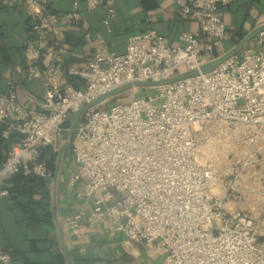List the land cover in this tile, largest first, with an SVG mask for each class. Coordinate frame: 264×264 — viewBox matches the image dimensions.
I'll return each mask as SVG.
<instances>
[{
  "label": "built area",
  "instance_id": "built-area-1",
  "mask_svg": "<svg viewBox=\"0 0 264 264\" xmlns=\"http://www.w3.org/2000/svg\"><path fill=\"white\" fill-rule=\"evenodd\" d=\"M18 1L39 33L38 45L26 47V75L42 82L45 97L32 111L14 87L0 92L2 136L18 135L0 166V198L10 195L8 177H51L42 149L56 148L70 114L80 113L70 182H81L78 196L91 201V210L67 218L74 234L107 222L124 234V247L144 242L161 264H264L259 226L248 212L226 210L230 197L214 192L195 137L208 122L264 128V29L240 55L205 70L224 56L229 34L220 8L236 0H174L179 14L199 25L179 34L178 43L148 26L129 36L125 52L102 45L83 65L64 68L61 43L51 37L58 23L79 27L82 3L110 9L118 0H71L62 14L49 10V0ZM113 16L110 10L106 27ZM126 88L134 97L124 103ZM10 260V250L0 248V263Z\"/></svg>",
  "mask_w": 264,
  "mask_h": 264
},
{
  "label": "crops",
  "instance_id": "crops-1",
  "mask_svg": "<svg viewBox=\"0 0 264 264\" xmlns=\"http://www.w3.org/2000/svg\"><path fill=\"white\" fill-rule=\"evenodd\" d=\"M71 9V0H49L51 12L62 14ZM80 10L79 27L61 21L51 34L61 43L64 68L83 65L102 45L123 53L129 36L148 26L157 29L170 44L178 43L179 34L199 28L197 21L179 14L174 0H118L110 9L96 10H88L82 3ZM110 10L114 16L106 27L103 20ZM220 12L229 34L223 41L224 55L246 38V42L254 41L264 28V0H236L230 6H222ZM34 24L18 0H0V92L14 87L19 101L37 111L45 97L44 87L40 80L26 75V47L39 43ZM243 47L234 55H240ZM212 66L205 65L208 69ZM63 75L66 76L65 70ZM79 119L80 113L70 114L58 146L42 150L49 160L50 178L24 182L11 176L5 180L10 195L0 198V248L10 250L9 264H161L162 257L152 256L144 242H135L132 250L124 247V234L111 232L107 222L97 226L84 224L80 237L69 228L68 217L91 210V201L78 196L81 182H70L75 169L70 147L59 159L60 150L71 139ZM4 150L0 134V160Z\"/></svg>",
  "mask_w": 264,
  "mask_h": 264
},
{
  "label": "rangeland",
  "instance_id": "rangeland-1",
  "mask_svg": "<svg viewBox=\"0 0 264 264\" xmlns=\"http://www.w3.org/2000/svg\"><path fill=\"white\" fill-rule=\"evenodd\" d=\"M121 96L124 103L134 97L127 88ZM195 137L197 160L213 171L214 192L230 197L226 210L248 212L264 240V128L208 122Z\"/></svg>",
  "mask_w": 264,
  "mask_h": 264
},
{
  "label": "water",
  "instance_id": "water-1",
  "mask_svg": "<svg viewBox=\"0 0 264 264\" xmlns=\"http://www.w3.org/2000/svg\"><path fill=\"white\" fill-rule=\"evenodd\" d=\"M264 29V28H263ZM248 38H246L245 40H243L238 46L237 48H235L233 51L229 52L228 54L222 56L221 58H219L218 60L215 61V63L213 64V66L210 68V70H212L215 66H217L220 62H222L224 59H226L227 57L229 56H232L234 55L236 52H238L245 44V42L247 41ZM191 73H188V74H184V75H179V76H176L175 78L173 79H179V78H183L187 75H190ZM100 100V98H96L95 100H93L92 102L84 105L81 110L83 109H86L88 108L89 106L93 105L94 103L98 102ZM75 138V130L72 129V136H71V139L61 148L60 150V153H59V159H61L63 153L65 150H67V148L70 147V145L72 144L73 140Z\"/></svg>",
  "mask_w": 264,
  "mask_h": 264
},
{
  "label": "trees",
  "instance_id": "trees-1",
  "mask_svg": "<svg viewBox=\"0 0 264 264\" xmlns=\"http://www.w3.org/2000/svg\"><path fill=\"white\" fill-rule=\"evenodd\" d=\"M0 134L2 135V126L0 125ZM2 139H3V146L5 147L6 146V150L3 151V155L1 156V160H0V166L2 164V162L4 161L5 159V156H6V153L8 152L9 148L11 147L12 144L18 142V135L17 134H12L11 136H9V138H4L2 136ZM9 147V148H8ZM45 149V148H44ZM43 150V149H42ZM43 155V153H42ZM44 158L47 159L48 163H49V160L47 157H45L43 155ZM14 176H17L19 177L21 180H23L24 182H29L30 180L34 179V178H38V177H35V176H32V177H24L20 174H16ZM41 179V178H40Z\"/></svg>",
  "mask_w": 264,
  "mask_h": 264
}]
</instances>
